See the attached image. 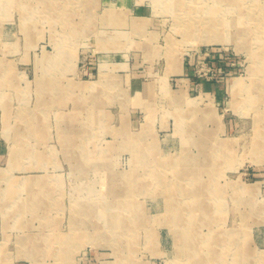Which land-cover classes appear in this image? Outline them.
I'll list each match as a JSON object with an SVG mask.
<instances>
[{"label":"rangeland","instance_id":"rangeland-1","mask_svg":"<svg viewBox=\"0 0 264 264\" xmlns=\"http://www.w3.org/2000/svg\"><path fill=\"white\" fill-rule=\"evenodd\" d=\"M263 69L264 0H0V264H264Z\"/></svg>","mask_w":264,"mask_h":264},{"label":"bare ground","instance_id":"bare-ground-1","mask_svg":"<svg viewBox=\"0 0 264 264\" xmlns=\"http://www.w3.org/2000/svg\"><path fill=\"white\" fill-rule=\"evenodd\" d=\"M116 9V8H115ZM121 14V13H120ZM114 19H116V18H114ZM123 19H125V18H123ZM119 20V19H118ZM128 20V19H127ZM120 21H122V20H120ZM120 21H119V23H120ZM115 26V25H114ZM189 26L190 25H188V28H189ZM192 26V25H191ZM195 26V25H194ZM202 39H207V37L205 36V35H203L202 36ZM210 40H214L213 38H209ZM253 55V54H252ZM264 70V69H263ZM138 135V134H137ZM184 149V148H183ZM263 150H264V148H263ZM212 151V150H211ZM184 153V152H183ZM182 156V155H181ZM194 156V155H193ZM183 157V156H182ZM188 158V157H187ZM182 164V163H181ZM185 166V165H184ZM104 209V208H103ZM204 210V209H203ZM205 212V211H204ZM174 222H175V220H174ZM188 226V225H187ZM27 256H28V258H30V259H32V254H30V253H27ZM31 261H33V260H31Z\"/></svg>","mask_w":264,"mask_h":264},{"label":"crops","instance_id":"crops-1","mask_svg":"<svg viewBox=\"0 0 264 264\" xmlns=\"http://www.w3.org/2000/svg\"><path fill=\"white\" fill-rule=\"evenodd\" d=\"M11 260H12V262H13L12 264H22V263H21L22 261H27L28 264H30L29 260H27V259H25V258H14V259H13V258H10L9 261H11ZM9 261H8V262H9ZM8 262H7V263H8Z\"/></svg>","mask_w":264,"mask_h":264}]
</instances>
